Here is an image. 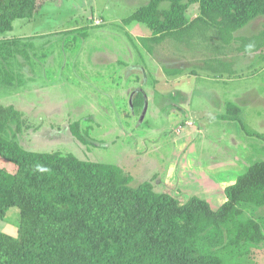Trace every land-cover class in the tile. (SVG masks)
Masks as SVG:
<instances>
[{
	"label": "rangeland",
	"instance_id": "374dc122",
	"mask_svg": "<svg viewBox=\"0 0 264 264\" xmlns=\"http://www.w3.org/2000/svg\"><path fill=\"white\" fill-rule=\"evenodd\" d=\"M56 1L0 35L11 51H0V103L14 104L32 124L16 139L114 163L134 187L150 181L180 203L197 196L218 208L225 187L264 160V45L247 53L240 41L263 29L264 16L234 31L229 43L213 27L196 28L192 38L166 37L151 52L122 23L148 0ZM197 12L191 5L188 20ZM138 92L143 104L135 112ZM228 102L239 108L238 120L222 118ZM74 120L87 144L72 135ZM0 166L14 170L1 158ZM239 207L264 233V207ZM18 212L8 209L0 231L16 234ZM219 255L224 264H264V239Z\"/></svg>",
	"mask_w": 264,
	"mask_h": 264
},
{
	"label": "trees",
	"instance_id": "16d2710c",
	"mask_svg": "<svg viewBox=\"0 0 264 264\" xmlns=\"http://www.w3.org/2000/svg\"><path fill=\"white\" fill-rule=\"evenodd\" d=\"M51 1L58 3L0 0V35L11 31L16 19L32 18ZM191 5L198 15L188 20ZM260 15L264 0H148L122 23L140 32V42L152 52L166 37L192 38L196 28L213 27L229 43L234 31ZM240 41L245 52L261 49L264 27ZM1 48L11 52L4 44ZM142 104L138 92L135 112ZM226 108L223 119H239L237 105L228 102ZM31 125L14 104L0 103V158L14 168L0 166V219L10 207L19 211L16 234L0 231V264H224L219 252L264 239L260 223L244 217L239 207H264V160L249 165L227 185L226 200L213 209L197 196L180 203L169 193L156 192L150 181L134 187L132 177L114 163L54 148H26L16 133ZM69 129L87 144L79 120Z\"/></svg>",
	"mask_w": 264,
	"mask_h": 264
},
{
	"label": "crops",
	"instance_id": "0c3cea01",
	"mask_svg": "<svg viewBox=\"0 0 264 264\" xmlns=\"http://www.w3.org/2000/svg\"><path fill=\"white\" fill-rule=\"evenodd\" d=\"M255 52H257V51H255ZM248 53V52H247ZM251 53H253V52H251ZM176 70V69H175ZM5 227V226H4ZM1 231H3V230H1ZM7 233H9V234H11V235H13L11 232H8V231H6Z\"/></svg>",
	"mask_w": 264,
	"mask_h": 264
}]
</instances>
